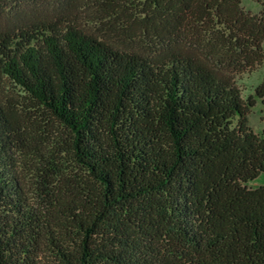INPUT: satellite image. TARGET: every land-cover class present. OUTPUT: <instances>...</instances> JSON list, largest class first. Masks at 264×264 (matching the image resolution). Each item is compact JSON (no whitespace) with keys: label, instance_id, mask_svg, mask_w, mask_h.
I'll list each match as a JSON object with an SVG mask.
<instances>
[{"label":"trees","instance_id":"obj_1","mask_svg":"<svg viewBox=\"0 0 264 264\" xmlns=\"http://www.w3.org/2000/svg\"><path fill=\"white\" fill-rule=\"evenodd\" d=\"M93 1L147 50L70 19L0 29V76L28 101L0 83V264H264V128L229 70L260 61L264 17L241 0Z\"/></svg>","mask_w":264,"mask_h":264},{"label":"rangeland","instance_id":"obj_2","mask_svg":"<svg viewBox=\"0 0 264 264\" xmlns=\"http://www.w3.org/2000/svg\"><path fill=\"white\" fill-rule=\"evenodd\" d=\"M35 8L30 7L22 10L20 13L14 14L12 8L18 6L20 0H0V29L18 26L22 22L23 16L35 15L47 20L57 21L59 19H70L75 21L79 27L93 32L101 36L111 43L122 47H133L138 50L146 51V44L144 42H132L128 40L126 34H139L141 28L132 23L129 30L125 33L117 31L114 26L117 22L106 23L104 19L105 13L108 9L93 0H39ZM17 4V6H16ZM241 5L245 11L251 14H258L264 17V0H241ZM140 35L136 37L138 40ZM260 61L249 66H244L239 71H234L230 67L231 74H234L235 81L244 98H253L255 103L248 114L249 124L251 127L260 132L264 128V99L257 97L256 88L264 80V41L262 42V56ZM228 72V66L223 64ZM0 83L4 87L3 95L9 99H15L13 106L21 107L28 101L25 99V94L15 84L11 83L9 79L0 76ZM27 97V96H26ZM28 98V97H27ZM252 186L264 185V172L260 173L255 179L250 181Z\"/></svg>","mask_w":264,"mask_h":264}]
</instances>
